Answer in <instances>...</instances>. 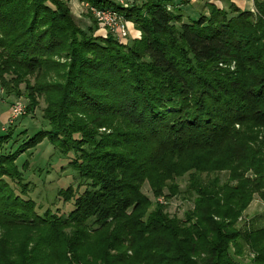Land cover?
<instances>
[{"label":"trees","instance_id":"16d2710c","mask_svg":"<svg viewBox=\"0 0 264 264\" xmlns=\"http://www.w3.org/2000/svg\"><path fill=\"white\" fill-rule=\"evenodd\" d=\"M78 1L140 37L87 35L66 0H0V86L34 75L28 97L44 96L52 128L25 149L48 139L86 182L66 189L68 214L39 215L12 186L25 194L18 153L0 154V264H264V222L236 227L264 201V0L196 18L176 0ZM206 172L228 175L191 178ZM187 173L192 207L178 219L157 200Z\"/></svg>","mask_w":264,"mask_h":264},{"label":"rangeland","instance_id":"374dc122","mask_svg":"<svg viewBox=\"0 0 264 264\" xmlns=\"http://www.w3.org/2000/svg\"><path fill=\"white\" fill-rule=\"evenodd\" d=\"M68 7L71 11L70 0ZM78 1V0H77ZM231 1V0H230ZM249 1V0H248ZM79 2V1H78ZM82 4L83 11L78 15H73L74 20L78 26L87 34L100 37H111L113 40L125 44L130 39L129 31L128 38L122 40L120 37L112 34L106 28L102 27L94 18L91 8L86 3ZM176 3H181L179 9L184 14H189L195 17V14H207L208 4H215L219 9L228 10L227 0H176ZM187 3V4H185ZM246 2L249 6L247 11L256 13L254 1ZM235 4V3H233ZM96 9V8H94ZM91 14L93 23L86 17V13ZM126 21V20H125ZM128 22V21H126ZM131 22L127 23L130 24ZM132 24V23H131ZM92 31V32H91ZM138 39V38H135ZM233 67H231L232 69ZM14 78L11 74H5V79L9 81ZM14 84L8 88L0 86V134L6 136L8 139L0 140V154H8L17 152L18 156L15 161L18 172L21 174V187L25 191L22 194L20 187L15 186L16 194L22 196L24 199H31L36 206V212L43 215L47 210L56 215H66L72 210V201H67L69 193L66 192L68 187L78 189L82 192L86 188V182L81 179L79 173L71 166L70 162L74 158V154L68 155L62 153L57 147L51 144L48 139H43L40 143L32 148L25 149L30 138L38 131H50L52 128L45 117L46 103L44 96H37V94L28 97V87H35V76L29 75L26 80L18 83V87H13ZM36 100V106L31 105V99ZM104 129H101V132ZM79 138V136H77ZM264 139V131L260 134V139ZM17 150V151H16ZM189 174L191 172H188ZM188 173L183 178L177 180V191L174 189L169 191L163 190L164 195L157 201L167 207L166 212L170 216H176L178 219H184L185 212L192 207V197H189V192L185 193L191 185L189 182ZM227 172H210L198 173L191 178L197 182L208 183L216 176L223 182L226 180ZM168 187L175 186L174 182H168ZM142 192L149 198L154 205L156 199L152 196L147 183L142 187ZM264 194V191H263ZM264 222V201L258 195H254L249 202L247 209L241 213L238 220L237 228L240 230L246 227L260 226ZM243 243V241H240ZM246 248V246H244ZM251 258L253 255L246 250L245 255ZM236 264H244L249 259H235Z\"/></svg>","mask_w":264,"mask_h":264},{"label":"built area","instance_id":"2783aa9c","mask_svg":"<svg viewBox=\"0 0 264 264\" xmlns=\"http://www.w3.org/2000/svg\"><path fill=\"white\" fill-rule=\"evenodd\" d=\"M119 5L124 8L130 6L133 0H115ZM94 18L98 23L110 31L112 34L120 37L122 40L128 38V26L125 19L118 13L109 9H90Z\"/></svg>","mask_w":264,"mask_h":264},{"label":"crops","instance_id":"0c3cea01","mask_svg":"<svg viewBox=\"0 0 264 264\" xmlns=\"http://www.w3.org/2000/svg\"><path fill=\"white\" fill-rule=\"evenodd\" d=\"M192 1V0H191ZM232 3H235V5L241 9L247 10L250 6V0H231ZM246 2H249V6L246 5ZM252 2V0H251ZM70 6H71V12L73 15H78L81 11H83L82 4H80L77 0H70ZM216 4V3H215ZM190 18H196L199 14H195V17L190 16L188 13L186 14ZM128 31L130 38L135 39L140 37V32L135 30L133 24H128Z\"/></svg>","mask_w":264,"mask_h":264}]
</instances>
